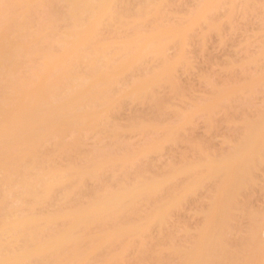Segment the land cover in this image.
I'll return each instance as SVG.
<instances>
[{
    "label": "bare ground",
    "instance_id": "bare-ground-1",
    "mask_svg": "<svg viewBox=\"0 0 264 264\" xmlns=\"http://www.w3.org/2000/svg\"><path fill=\"white\" fill-rule=\"evenodd\" d=\"M170 1L174 0H0V264H124L130 245L135 251V242L153 224L165 220L167 207L177 201V196L163 201L173 187L166 189L163 181L140 175V165L145 166L150 153L145 155L147 161L139 163L138 176L129 172L138 170L134 160L149 145L142 141L143 146L133 151L136 145L119 138L121 130H139L132 133L137 137L140 130L156 129L162 121L145 125V119L135 115L129 126H122L111 115L126 101L121 99L148 100L151 113L161 114L166 105L156 87L166 83L180 92L171 72L178 59L169 57L167 50L175 38L179 42L172 45L183 46L184 27L171 18ZM196 1L192 20L207 18L209 23L217 17L216 11L232 18L240 0ZM263 25V38L256 46L261 59ZM258 63L256 58L248 63L258 67L257 78H246L241 72L237 87L218 89L215 99L200 109L212 110V115L246 83L264 79V67ZM241 68L247 75L246 66ZM257 121L234 153L171 168L170 177L184 174L187 178L201 171L202 175L186 179V184L191 180L183 192L205 178L217 174L223 178L208 225L196 246L183 256L184 264H215L227 203L244 177L256 142L264 136V118ZM173 130L167 129L168 139ZM154 132L147 135L159 133ZM145 133L143 140L153 138ZM161 133L163 137L165 132ZM155 137L149 141L152 150L161 146ZM88 141L91 145H86ZM117 168L122 177L115 174ZM130 173L137 176L134 181ZM162 186L169 191L160 196L165 193ZM144 199L155 201L152 208ZM137 203L143 212L146 207L150 211L141 214L134 206Z\"/></svg>",
    "mask_w": 264,
    "mask_h": 264
},
{
    "label": "rangeland",
    "instance_id": "rangeland-1",
    "mask_svg": "<svg viewBox=\"0 0 264 264\" xmlns=\"http://www.w3.org/2000/svg\"><path fill=\"white\" fill-rule=\"evenodd\" d=\"M197 2L196 0H174L171 5H168V9L174 10L173 15L170 14L171 18H176V21L180 22V25L184 27V33L182 37L183 46L180 48L177 42L178 45H175V42L172 45V41L177 40L179 42V39L175 38L169 42V49L167 50L169 57L178 59V62L172 66L171 72L173 73V81L180 92L172 90L168 86L169 84L166 83L161 88L160 86L156 87L157 91L155 89L164 101L166 109L168 108L167 111H164L166 109L162 111L164 115L157 112L156 115L153 114L154 112L151 113V103H146L148 100L145 99L139 101L140 103L130 99H121L120 102L122 100L126 101H123L120 106L118 102L117 106L120 109L117 107V110L115 107L114 111H117L111 115L114 122H118L122 126H129L131 118L135 115L139 117L141 115L142 117L139 120L145 119L142 121L145 125L156 124L160 121H162L160 123H163L166 120L164 123H168L167 126L159 123L162 126H159V124L154 125L157 127L156 129L148 128L144 132L140 130L137 137L132 133H138L139 130L128 129L121 130L120 136H118L122 142L129 143V146L131 144L136 145V147L133 146V149L131 147L133 151H135V148L139 150L140 147L137 148V145L140 146L142 141L143 144L146 142L149 145L142 148L145 153L138 157L142 160L138 158L134 160L138 165L135 166L133 162L135 169H138L143 160H148V164L145 161L143 164L146 163L145 166L148 165L149 170L147 168L148 171L145 170V166L143 167L141 164L140 166L143 167L141 168L145 172L141 171V168L140 171L139 169H132L129 172L139 171L141 176L146 177L148 175L149 178L152 176L151 180L163 181V186H166V189L168 187L170 190L173 187L170 192L162 186L160 190L163 189L165 193H161L160 196L169 191L166 198L162 196L163 201L168 200L167 202H170L174 196H177V201L167 207L165 220L161 224H153L144 234V237H141L143 241L140 239L139 242L133 243L137 247L132 244L137 251H134L133 248L130 249V245L128 248L130 251L128 253L126 251L125 256H123L124 264H184L183 256L196 246L201 234L208 225L213 206L218 198L219 189L222 187L223 178L221 174L205 178L198 185L183 192L184 187L191 180L189 179L186 184V179L202 175L201 171L198 172L199 174L193 173L194 175L191 174L187 178L183 177L184 174L170 177L172 169H182L188 163H206V160H220L228 153L230 155L232 150V153H234L238 145H244L240 141L243 137H246L245 134H247L250 126L258 122V119L264 118V79L246 83L244 90L235 92L234 97L221 103L219 107L215 108L216 110L214 109L216 113L213 111L214 114L212 113V115L210 114L212 110L210 112L200 109L202 105H209L215 99L218 89L224 86L237 87L236 81L241 79V72L246 78H257L260 73L258 67L255 64H248L253 59L256 58L259 62L258 65L264 67V58L261 59V57L256 56V46L263 38L260 28L264 23V0H244V2L240 0L242 7H239L238 2L237 6L238 4L239 6L235 7L240 12L234 9V18L226 17L227 12L220 13L221 16L216 11L214 16L219 15H217L218 18L215 16L217 21L214 16L213 19L211 15H208L207 17H211H209V23L207 18L196 22L192 20L191 13L195 7L194 4ZM248 4L251 7L247 6ZM227 8H229L228 5ZM244 9L247 11H244ZM170 10L169 12H171ZM222 10L224 11L225 7ZM227 10L229 11V9ZM235 12H238L237 15ZM231 19H235L232 21L233 23ZM170 21L173 22L174 20L170 19ZM176 21L173 23H176ZM203 22L207 23L206 26ZM241 66H246L244 71L247 72V75L244 74ZM148 111H150V115H148ZM181 115L185 118H182ZM181 119L182 121H180ZM246 124H249V127L246 128L244 126ZM169 127L174 128V133L172 132V137L168 139L169 133H166V131ZM243 127H245L244 131L246 132L243 131ZM150 130L152 132L155 130V134L159 131V136L162 135V131L165 133L163 137L161 136V139L155 137L158 134L155 136L147 135L148 131L151 133ZM127 131L129 135L131 134L130 138H128ZM143 133L148 136H146L147 138L155 137L156 140L158 139L157 141L161 145L160 149L152 150L149 141L152 142L154 139L143 140ZM132 135H134V138H132ZM173 137L177 139L175 140ZM243 141H245L244 138ZM91 142L88 141L86 145H91ZM156 151L157 153H154ZM148 153L151 155L146 160L145 157L148 155H145ZM200 159H202V162H200ZM248 164L249 167L247 168ZM174 165L177 167L175 168ZM169 166L170 168L167 169ZM121 171V168H117L115 174L122 177V174H119ZM142 172L144 175H142ZM195 173L197 172L195 171ZM136 175L138 176V174ZM135 176H132L133 181L137 177ZM120 177H117L119 181ZM175 186L176 188L179 187L176 189ZM151 198L145 199L150 200ZM152 199L156 201L158 198ZM142 200L138 199V202L144 204V201L141 202ZM146 202L145 204L149 206L154 205L153 201ZM138 204H134V206L139 209L141 214L150 211V208L148 211L146 210L148 207L143 206L146 207L143 208L145 209L143 212L141 205L139 207ZM227 205L220 237L216 243L218 250L215 248V256L218 255V258L217 261L214 259L215 264H264V136L256 142L249 161H246L244 177ZM141 248H143V251ZM141 251L143 256L138 254ZM155 256L156 258H154ZM220 257L222 258L220 259ZM158 258L159 260H156Z\"/></svg>",
    "mask_w": 264,
    "mask_h": 264
}]
</instances>
